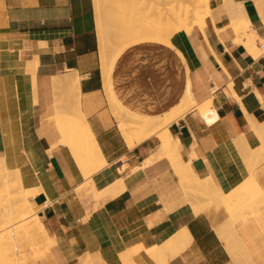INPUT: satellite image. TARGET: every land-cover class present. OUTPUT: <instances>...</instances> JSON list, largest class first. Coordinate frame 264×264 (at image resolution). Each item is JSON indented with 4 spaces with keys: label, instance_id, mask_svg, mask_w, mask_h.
<instances>
[{
    "label": "crops",
    "instance_id": "obj_1",
    "mask_svg": "<svg viewBox=\"0 0 264 264\" xmlns=\"http://www.w3.org/2000/svg\"><path fill=\"white\" fill-rule=\"evenodd\" d=\"M97 18L95 0H0V160L35 194L47 238L33 264L87 255L92 264H264V196L246 200L253 182L264 194V0H214L204 28L184 26L170 47L132 44L120 57L101 49ZM236 21L262 40L258 56L237 42ZM186 72L195 106L168 130L180 160L208 181L193 179L190 190L157 157V136L131 149L119 123L126 96L156 121L172 114ZM70 76L105 161L90 178L98 162H79L59 143L66 95L54 79Z\"/></svg>",
    "mask_w": 264,
    "mask_h": 264
},
{
    "label": "bare ground",
    "instance_id": "obj_2",
    "mask_svg": "<svg viewBox=\"0 0 264 264\" xmlns=\"http://www.w3.org/2000/svg\"><path fill=\"white\" fill-rule=\"evenodd\" d=\"M99 1L101 2V0H97L98 5H100ZM140 1H144L143 6L145 5V8L141 6L142 4L140 3ZM104 2V6H107V10L105 11L106 8L102 10L107 12V15L106 13L105 15L107 16L106 19L108 18V20L110 21H108V23H111L110 28L112 26L113 29L115 28V31L112 30V32L114 31L115 33L124 34L127 37V40L125 42L123 41L124 43L121 44L118 48V51L115 52L116 57H120L123 53L130 49L129 47H131L132 44L135 45L141 42H152L164 45L165 47H170L171 39L174 35L180 32L184 26H189L192 28L200 27L201 29L204 28L207 18L211 15L212 0H105ZM129 2H131L132 5L134 4L133 6L135 8H137L139 4H141L140 6L142 8L140 6L138 8L145 10V16L143 15L144 18H134L137 15H141L140 11V13L136 12L134 14L130 12L133 14V17L132 15H129L130 13L125 10L126 4H128ZM130 9L132 10V8ZM124 11H126V13L131 16L132 20L135 19V21L132 22L130 20V17L126 15ZM125 16L128 17L127 20L130 21L129 23H125L126 21H122ZM101 17L102 16H99L97 18V22L99 26L98 29H100V47L102 50H104V37H106L107 39V33H109L110 36V32L108 30L107 33L106 31H104L107 35L102 32L103 30H101V27L103 26H101V24L105 23L103 22L105 19H101ZM104 27L106 26L104 25ZM232 27L234 28V32H236L238 35L237 42L241 44L243 43V45L246 46L254 56H258L261 52L260 46L263 42L257 36L255 31L252 30L250 24L244 21H236L233 23ZM113 37L116 38L117 34H115V36ZM113 41L116 40L113 39ZM62 79L63 78H61L60 80L56 78L54 79L56 87L64 90V94L66 95L64 100L59 101L60 110L56 112L55 118L58 132L61 135V140L59 143L62 144L70 152L74 159L79 162H81L82 160L85 161L87 159L96 160L98 162V165L94 167V169H96L97 167L104 165L105 161L101 155L100 149L96 143L91 128L81 111L79 78L77 77L76 79H74L70 76L69 78H65L64 80ZM184 83L185 88L182 101H180L179 105L176 107V109H174V112L172 114H169L168 116L164 117V119L159 121L152 119L148 114L144 115L143 113L134 110L133 107H129L126 96L124 100L122 99V101L124 102V106L126 107L127 118L125 120L120 119V129L129 148L131 149L138 144H141L145 140H148V138L150 139L151 137L157 136L161 142V147L159 149L157 157H168V159L171 160L173 167L177 171V174L179 173V175L181 176V179L183 180L182 182H185L184 186L188 187L190 186L189 184L191 183L192 179H194L195 181L200 179L193 174L191 168L189 167V163H191L190 161H188V164H185L180 160L181 157L179 155L177 145L173 141L168 130V127L173 122L185 117L195 106V101L192 97L190 80L187 72L184 75ZM71 87L74 89V98L76 99V115L73 117H70L68 115L70 100V95L68 94V92ZM113 87V82L111 83L108 77V79L106 80V88L114 97ZM71 98H73L72 95ZM86 176L90 178V171L86 173ZM118 185H120L121 187L120 183H118ZM112 189L113 188H111V190ZM114 190H112V193H115L117 191ZM262 192L263 191H261V194H259L258 197L256 195H253L251 199L254 198L253 201H257L260 196H264V194L262 195ZM25 211L29 214L34 213L31 214V217H33V219L28 223L31 227L32 233L34 235L40 236V238H47V232L44 228V225L36 215V212L33 211L30 203L25 205ZM8 217L9 216L7 214L3 212L0 213V227L2 225L3 229L5 227H3V225L7 224L6 221L8 220ZM2 222L3 224H1Z\"/></svg>",
    "mask_w": 264,
    "mask_h": 264
},
{
    "label": "rangeland",
    "instance_id": "obj_3",
    "mask_svg": "<svg viewBox=\"0 0 264 264\" xmlns=\"http://www.w3.org/2000/svg\"><path fill=\"white\" fill-rule=\"evenodd\" d=\"M104 1L105 0H101V2L99 1L100 5H98L97 0H95L96 12H97V17L102 16L101 19H105L104 21L103 20L102 21L107 23V24H105V23H102L100 21L102 23L101 26H103V27H101V30H103L102 32L106 31V33H107V30L110 32V36H109V33H107L108 34L107 35L104 32V34L107 35V39H106V37H104L106 53H107V55H109L111 53H113V55H114L115 52L118 51V48L120 47V45L123 44L127 40V37L124 34L115 33L114 32L115 28L113 29L112 25H111L112 27L110 28L111 23L109 24L108 18L106 19L107 12H105V11L107 10V6H104L105 5ZM213 1L214 0H212V2H211V8H212ZM224 1H226V0H224ZM140 3L142 5L139 4V6L140 5L143 6L144 1H140ZM101 4H103V5H101ZM133 5L131 4V2H129L128 4H126L125 10L129 13L132 12L133 14L140 11L141 13L140 12L139 13L142 16L137 15L134 18H139V17L144 18V16H145L144 11L145 10L141 9L142 8L141 6H140L141 8H138L139 6L137 8H135ZM130 8H132V10ZM143 8H145V5L143 6ZM102 9H105V11ZM133 9L135 12L133 11ZM126 11H124V12L126 15H128V13H126ZM105 13H106V15H105ZM132 13H130L129 15H132V17H133ZM99 14H102V15H99ZM103 15H105V16H103ZM125 17L122 21H126L125 23H129L130 21L127 20L128 17L127 16H125ZM129 17H130V20L132 22L135 21V19H133V20L131 19V16H129ZM104 25L106 27H104ZM112 30H114L113 31L114 35H113ZM115 34H117L116 38L113 37V36H115ZM108 37H111V38H108ZM113 39L116 41H113ZM141 43H145V42H141ZM137 44H140V43H137ZM72 78L76 79L77 76L72 77ZM68 94L70 95L68 115L70 117H73L76 115V110H75L76 109V101H75L76 99L74 98V89L72 87L69 89ZM71 95L73 98H71ZM119 103H120V106H119L120 107L119 123H120V119L125 120L127 117H126V107L124 106V102L122 100H120ZM59 110H60V108H59V103H58L57 111H59ZM120 125H121V123H120ZM261 159H263V158H261ZM97 165L90 168L89 171H90L91 175H93L94 173L99 171V169H101L105 164L94 169V167H96ZM197 184L200 187H203V186L207 187L208 181H202L200 179V180H197ZM189 185L190 186H188V187L190 190V189H192L191 188L192 181ZM246 192H247L246 200L248 201L249 204H253L254 202H256V201H253L254 198L251 199L253 195H256L258 197L259 194H261V190L259 189V187L257 186V184L255 182L252 183V186L247 188ZM34 195L35 194L33 192L25 190L23 188L21 178H20L18 171H9L4 166L3 161L0 160V213L3 212L9 216L7 218L8 220L6 221L7 224L3 225V227L5 226L4 229L2 228V225L0 227V264H33V259L38 260L43 255L42 252H36L34 249L37 248V246L42 243V239H44V238L43 237L40 238V236L34 235L32 233L31 227L28 224L29 221L31 222V220L33 219V217H31V214H34V213L29 214L25 211V205L29 204V199L31 197H34ZM238 197H239L238 192H234L232 194L225 195V198H226L225 203H226L228 209H231V207L235 203L238 202ZM217 202H218V204L224 203V200L220 198L219 200H217ZM195 208H196V206H195ZM196 209L200 210V208H196ZM1 224H3V222ZM39 238H40V240H39ZM23 242H24V245H27L30 248V250L35 251V253L34 254H26L25 252H23V250H24L22 248ZM52 244H53V242L49 241L47 245H52ZM154 256L155 257L160 256V252L157 254H154ZM88 258H89V256H87V258L81 259L79 264H92L90 258L89 259Z\"/></svg>",
    "mask_w": 264,
    "mask_h": 264
}]
</instances>
